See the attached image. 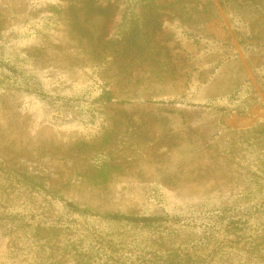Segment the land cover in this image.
Listing matches in <instances>:
<instances>
[{
	"label": "rangeland",
	"instance_id": "374dc122",
	"mask_svg": "<svg viewBox=\"0 0 264 264\" xmlns=\"http://www.w3.org/2000/svg\"><path fill=\"white\" fill-rule=\"evenodd\" d=\"M145 2L0 0V264H264V0Z\"/></svg>",
	"mask_w": 264,
	"mask_h": 264
},
{
	"label": "trees",
	"instance_id": "16d2710c",
	"mask_svg": "<svg viewBox=\"0 0 264 264\" xmlns=\"http://www.w3.org/2000/svg\"><path fill=\"white\" fill-rule=\"evenodd\" d=\"M138 1H140L141 7H143L144 4H147V2H145V0H138ZM242 1L243 2H246V1H250V2H261L262 0H242ZM86 2H87V4H92L93 5V3H95V0H90V1L89 0H86ZM118 10H120V9H118ZM140 10H141V8L138 9V11H140ZM105 14H107V13H105ZM106 16H109V15H106ZM138 28H140V26H137V29ZM135 30H136V28H135ZM144 32L146 33V29H143V27H141V30L139 31V33H141V34H139V35H141L142 37L135 39L137 41L136 48H138V43L141 44V45H143V44L144 45H147V42L149 41V38H148V36L146 37V34H144ZM141 40H144V42H141ZM147 48H149V47L148 46H144L142 48L143 49L142 51H145ZM106 93L112 94L113 92L112 91H106Z\"/></svg>",
	"mask_w": 264,
	"mask_h": 264
}]
</instances>
